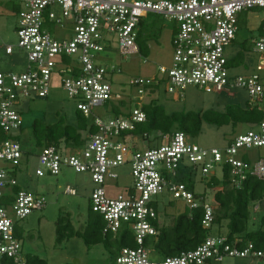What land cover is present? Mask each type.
<instances>
[{
  "label": "built area",
  "instance_id": "obj_1",
  "mask_svg": "<svg viewBox=\"0 0 264 264\" xmlns=\"http://www.w3.org/2000/svg\"><path fill=\"white\" fill-rule=\"evenodd\" d=\"M19 7L16 34L27 60L26 71L0 73V133L8 137L0 140V264H28L17 236L18 223L47 205L43 196L15 191L24 152L14 137L24 127L21 106L36 98L47 99L54 76L62 80L77 112L97 131L85 133V144L76 149L42 148L36 174L59 175L69 167L91 177L95 186L91 209L104 221V234L117 239L130 233L135 243L118 253L116 264H222L226 257L264 261V250L253 243L241 247V239L231 242L227 236H210L195 250L159 260L150 258L154 253L147 246V239L157 237L163 227L160 206L165 202H184L186 210L202 207L204 228L213 226L212 202L179 178L182 167L201 172L205 179L229 167L238 189L249 176L264 181V35L255 43L258 72L234 74L237 65L225 56V48L240 31L241 16L264 9V0H20ZM149 14L175 24L173 55L158 75L131 81L141 100L162 88L178 98L190 87L217 94L244 89L250 108L263 113L262 121L248 124L249 132L221 149L202 147L180 132L164 135L166 142L159 146L140 149L138 138L128 132L147 121L143 107L149 103L109 120L96 114L114 94L112 75L99 55L114 45L123 55L140 54V25ZM5 51L14 54L12 46ZM259 149L263 154L253 159L251 152ZM126 165L133 184L120 195L107 183L117 184V171ZM67 193L76 194L70 188Z\"/></svg>",
  "mask_w": 264,
  "mask_h": 264
},
{
  "label": "rangeland",
  "instance_id": "obj_2",
  "mask_svg": "<svg viewBox=\"0 0 264 264\" xmlns=\"http://www.w3.org/2000/svg\"><path fill=\"white\" fill-rule=\"evenodd\" d=\"M20 0H0V73L21 74L26 71L27 60L18 48L16 29L19 18L15 8ZM264 23V9L251 10L246 18L245 25L240 29L236 40L225 48L227 59L235 60L241 54L243 60L237 64L234 74L251 75L257 70L258 54L255 43L259 38L258 28ZM146 25L151 27L153 37L149 39L150 55L141 54L123 55L114 46H107L99 60L104 64L111 75L113 85V99L106 106L96 109L94 112L103 119L114 118L118 109L121 113L131 112L141 108L146 103L157 100L167 114L205 112L213 110L225 112L230 106H249V94L244 89H234L229 94L206 93L195 87L184 91L183 98H178L166 93L164 88L147 95L144 100L140 99L138 92L132 86L131 81L137 78H152L159 74V68L169 65L173 55V29L175 24L164 17H147ZM246 43V44H245ZM12 46L14 54H6V47ZM123 102V103H121ZM21 106L23 116V132L19 140L24 152L22 164L18 169L17 178L24 190L33 195L46 198V208L35 211L27 219L18 223V237L22 244L23 257H38L46 260L49 264H116L118 251L104 244L88 247L82 237L66 238L58 240V224L62 218H68L74 228L84 231L87 225L91 209L90 198L95 189L91 177L87 173H77L73 168L63 167L59 175H46L39 177L36 174L39 168V154L41 149L36 145L32 125L35 120L41 119L47 124H54L63 119L65 124L78 127L77 105L71 100L62 88V80L54 76L52 89L47 99L36 98L25 102ZM248 124L236 127L230 125L222 128L205 123L200 136L193 140L196 144L205 148H224L233 138L246 134L251 130ZM85 135V132H83ZM140 149L159 146L166 142L165 136L153 135L148 140L137 139ZM263 150H253V159L260 157ZM117 173L120 176L117 184L108 182L107 186L117 189V194H124L128 187L133 184L130 166L120 168ZM218 178L222 176V170L217 169ZM194 181L195 192L207 195L213 203L216 189L209 185L210 179L202 177L201 172L182 167L179 178ZM76 192L69 195L67 189ZM160 219L162 225L173 226L178 216L186 211V205L181 201H173L169 204L162 203L160 206ZM251 217L248 221L249 231L264 230V200L251 206ZM22 229V230H21ZM21 231L22 234H21ZM229 228L227 222L221 226H214L210 234L214 238L227 236ZM154 260L161 259L158 255L150 254ZM222 264H264L263 260H250L242 258L226 257Z\"/></svg>",
  "mask_w": 264,
  "mask_h": 264
},
{
  "label": "trees",
  "instance_id": "obj_3",
  "mask_svg": "<svg viewBox=\"0 0 264 264\" xmlns=\"http://www.w3.org/2000/svg\"><path fill=\"white\" fill-rule=\"evenodd\" d=\"M15 11H20L19 5L15 8ZM248 14L247 12L241 16L240 29L245 25ZM150 16L159 17L153 14H149L147 17ZM147 17L141 21L137 40L140 54L145 57L150 55L148 41L153 37L150 32L152 28L146 25ZM258 34L259 36L264 35V23L258 28ZM243 58L241 54L233 61V65L239 64ZM116 110L117 114H120V111ZM143 110L147 115V121L137 124L136 128L128 133L135 138L144 140H148L153 135H172L176 132L184 133L195 140L200 136L205 123L222 128L230 125L236 127L241 124L259 123L263 119V113L257 109L250 108V106L245 108L230 106L225 112L208 110L205 112L173 113L169 115L157 103V100H153L148 105H145ZM77 115L78 127L65 124L63 119L54 124H47L41 119L35 120L32 125V132L36 145L40 149L62 145H66L70 149H76L83 146L86 142L83 132L93 134L96 133L97 129L80 113L77 112ZM20 134L14 137L19 142ZM7 138L5 134L0 133L1 141H5ZM182 181L191 190H194V181L184 178ZM209 185L216 189L212 203L215 211L213 226L210 229L204 228V210L202 207L196 210H186L178 216L175 225H163L157 237L147 239V246L151 248L155 255L160 258H166L195 250L211 236L214 226H221L224 222H227L229 228L227 237L231 242L241 239V247L253 243L257 249L264 250V230H248L251 206L264 200V181L259 180L257 177L249 176L243 186L238 189L233 185L230 168L225 167L221 178L213 176L209 181ZM19 190H21L19 187L15 188V191L18 192ZM202 197L205 201L209 198L207 195ZM104 228L105 223L102 218L90 209L84 231H77L68 218H62L58 224V240L64 241L66 238L77 236L82 237L88 247L104 244L107 247L115 248L118 252L124 247H135L132 234H120L117 239H114L113 234H104ZM18 233L19 230L17 229V236H19ZM27 262L28 264H49L46 260L38 257H29ZM6 264L10 263L6 261Z\"/></svg>",
  "mask_w": 264,
  "mask_h": 264
},
{
  "label": "crops",
  "instance_id": "obj_4",
  "mask_svg": "<svg viewBox=\"0 0 264 264\" xmlns=\"http://www.w3.org/2000/svg\"><path fill=\"white\" fill-rule=\"evenodd\" d=\"M18 184H19V188H20L21 190H24L23 187L21 186V184L19 183V181H18ZM24 191H26V190H24ZM17 228H18V227H17ZM21 230H22V229H21ZM22 232H23V231H21V234H22Z\"/></svg>",
  "mask_w": 264,
  "mask_h": 264
}]
</instances>
